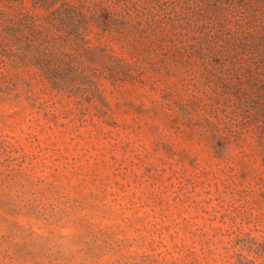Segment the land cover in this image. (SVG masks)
Instances as JSON below:
<instances>
[{
  "label": "rangeland",
  "instance_id": "374dc122",
  "mask_svg": "<svg viewBox=\"0 0 264 264\" xmlns=\"http://www.w3.org/2000/svg\"><path fill=\"white\" fill-rule=\"evenodd\" d=\"M0 264H264V0H0Z\"/></svg>",
  "mask_w": 264,
  "mask_h": 264
}]
</instances>
